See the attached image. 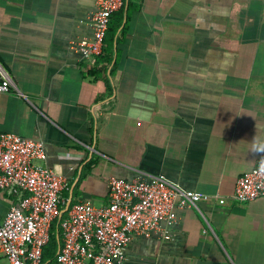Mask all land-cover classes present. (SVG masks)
I'll return each instance as SVG.
<instances>
[{
    "label": "crops",
    "instance_id": "crops-1",
    "mask_svg": "<svg viewBox=\"0 0 264 264\" xmlns=\"http://www.w3.org/2000/svg\"><path fill=\"white\" fill-rule=\"evenodd\" d=\"M133 2L93 77L75 43L93 38L96 0H0V132L42 140L75 204L107 205L112 177L209 197L172 241L134 237L126 264H264V197L234 199L264 156V0ZM11 201L0 192V220Z\"/></svg>",
    "mask_w": 264,
    "mask_h": 264
},
{
    "label": "built area",
    "instance_id": "built-area-1",
    "mask_svg": "<svg viewBox=\"0 0 264 264\" xmlns=\"http://www.w3.org/2000/svg\"><path fill=\"white\" fill-rule=\"evenodd\" d=\"M124 0H96L94 34L75 47L85 60L97 64L103 55L111 17L124 7ZM12 86L7 72L0 70V92ZM45 143L0 132V192L12 201L0 220V253L5 264H126L127 248L134 237L158 235L173 240L180 214L208 200L190 189L160 177L109 180V203L96 206L90 200L68 209L67 177L45 162ZM264 197V156L250 172L242 175L234 192L240 203ZM67 216L64 217V215ZM58 220L62 243L53 263H43L45 247Z\"/></svg>",
    "mask_w": 264,
    "mask_h": 264
},
{
    "label": "trees",
    "instance_id": "trees-1",
    "mask_svg": "<svg viewBox=\"0 0 264 264\" xmlns=\"http://www.w3.org/2000/svg\"><path fill=\"white\" fill-rule=\"evenodd\" d=\"M134 2L133 0H129V8L133 7ZM125 7H126V0L124 3V7L117 13H115L110 20L109 29L106 34L105 42H104V51L103 55L97 59V64L92 68L90 74L93 77L98 75L104 74L107 68L111 65L114 59V44L117 38V34L122 27L124 21V14H125ZM102 65V67H100ZM92 163L89 164L88 168L91 167ZM78 188L75 189L73 198L77 196ZM65 197L69 198V191L65 193ZM75 205V201L73 200L71 207ZM67 214L64 215V217ZM58 220L54 223L52 232H51V239L49 244L45 247L43 253V263H53L56 259L59 245L62 243L61 237V229L57 226ZM58 234L60 236V242L58 241Z\"/></svg>",
    "mask_w": 264,
    "mask_h": 264
},
{
    "label": "water",
    "instance_id": "water-1",
    "mask_svg": "<svg viewBox=\"0 0 264 264\" xmlns=\"http://www.w3.org/2000/svg\"><path fill=\"white\" fill-rule=\"evenodd\" d=\"M73 190H74V187L70 191V195H69V198H68L67 206L63 210V213H66L68 211V209L70 208V206H71V203H72V200H73V195H72ZM58 241L60 242V236H59V234H58Z\"/></svg>",
    "mask_w": 264,
    "mask_h": 264
}]
</instances>
